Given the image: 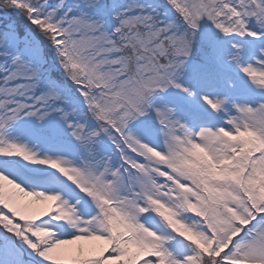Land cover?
<instances>
[{"label": "snow or ice", "instance_id": "snow-or-ice-1", "mask_svg": "<svg viewBox=\"0 0 264 264\" xmlns=\"http://www.w3.org/2000/svg\"><path fill=\"white\" fill-rule=\"evenodd\" d=\"M0 264H264V0H0Z\"/></svg>", "mask_w": 264, "mask_h": 264}]
</instances>
